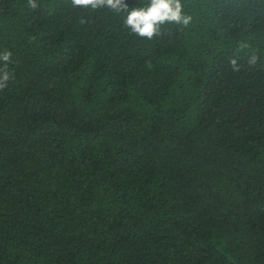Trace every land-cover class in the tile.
Wrapping results in <instances>:
<instances>
[{"label":"trees","instance_id":"1","mask_svg":"<svg viewBox=\"0 0 264 264\" xmlns=\"http://www.w3.org/2000/svg\"><path fill=\"white\" fill-rule=\"evenodd\" d=\"M35 3L0 0V264H264V0L151 40Z\"/></svg>","mask_w":264,"mask_h":264},{"label":"clouds","instance_id":"2","mask_svg":"<svg viewBox=\"0 0 264 264\" xmlns=\"http://www.w3.org/2000/svg\"><path fill=\"white\" fill-rule=\"evenodd\" d=\"M28 4L35 8V0H27ZM71 5L76 8L96 10L108 8L115 13H126L124 26L140 38L151 40L160 34V29L165 24H178L187 26L191 17L185 15L181 0H148L146 6H133L131 8L125 0H71ZM246 47L242 45L241 48ZM12 52L5 49L0 52V90L7 87L10 79L14 78V73L8 70V63L11 62ZM238 57L229 60V66L233 72H239L240 66L237 63ZM257 57L253 55L249 61V66L256 63Z\"/></svg>","mask_w":264,"mask_h":264}]
</instances>
